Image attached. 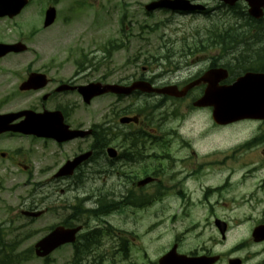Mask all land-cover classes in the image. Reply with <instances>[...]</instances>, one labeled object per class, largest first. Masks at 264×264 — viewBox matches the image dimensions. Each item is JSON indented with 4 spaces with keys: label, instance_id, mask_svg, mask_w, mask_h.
<instances>
[{
    "label": "rangeland",
    "instance_id": "1",
    "mask_svg": "<svg viewBox=\"0 0 264 264\" xmlns=\"http://www.w3.org/2000/svg\"><path fill=\"white\" fill-rule=\"evenodd\" d=\"M150 1L152 0H30L19 16L10 20L0 19V41L28 38L32 51L2 60L0 67L8 70L9 67L24 64L31 55L36 54L45 57L51 76L64 79L79 69V63H83L84 71L91 73L95 80L105 76V81L111 83L123 81L127 77L135 78L140 66H149L152 74H163L161 79L183 83L204 71L209 64L208 60L213 57L220 63L228 62L231 56L236 57V65H242L241 72L247 67H261L258 66L260 62L264 67V29H245L243 23L238 24L243 21L229 17L230 13L225 7L215 9L207 16L163 10L147 14L144 5ZM198 1L211 8L219 5L216 0ZM49 7L56 9V19L52 25L43 27V15ZM33 26L40 30H34V35L29 36ZM230 28L232 29L228 30ZM224 29L234 35L237 41L233 43L222 32V35L212 34ZM218 39H225V43L220 45L217 43ZM211 40L214 42L206 47ZM233 45H237L233 52L225 54ZM167 54L171 56V63L165 60L156 62L161 55ZM8 80L6 75L0 76V103L15 93L6 83ZM196 95L197 92L194 91L189 98ZM187 100L167 98L164 101L166 109L172 113L179 112V118L169 117L162 122L163 131L169 134L167 152L170 156L163 159L168 165L162 166V174L156 176H159L161 185L167 187L168 192L175 191L181 185L190 188V202L181 207L176 198H167L142 209L140 215L128 208L124 213L106 215L101 220L88 218L84 230L106 227L107 223L114 225L126 236V248L136 262L153 259L160 248L179 238L181 247L185 250L204 248L225 256L231 253L232 257L246 258L245 264H264V241L255 243L251 238L253 227L264 221V143L247 150L242 146L238 147L242 142L250 141L254 134L263 132L264 126L259 127L257 122H250L230 126L222 132L211 127L208 116L210 113L187 111ZM133 101L141 102L142 99H132ZM113 102L112 97H105L91 103L89 108L93 111L96 125L103 123L104 105H111ZM125 102L124 99L121 100L116 107L121 109ZM23 104L24 100L14 97L5 108H18ZM77 116L84 118L86 114L80 112ZM173 130L176 131L175 134ZM114 141L113 145L119 144L117 139ZM38 145V142L20 138H0V151L12 152L17 149L26 153L0 157L1 238L4 242H16L14 253L29 252L31 249L30 257L17 264H69L72 257L70 246L65 245L41 259L34 255L33 245L49 228L71 213L72 206L79 202L78 194L84 196L92 193L94 197L85 205L91 207L100 192H119L118 184L121 180L118 181L110 172L100 173L107 165L97 166L93 162L84 168V174H81L84 178L82 181L81 176L78 188H72L71 185L66 187L65 182H59L54 188L50 185L53 182L52 175L66 158L73 155L70 154L72 150L67 147L62 152L57 150L54 154H41ZM155 150L159 151L160 148ZM151 151L152 149L148 150ZM211 151L219 155L223 164L212 175L204 177L203 157ZM238 157L240 160L248 157L256 165H241ZM198 160L202 162L200 165H197ZM16 161L27 164L28 169L18 167ZM159 161L162 158L154 159L155 163ZM206 161L209 162L210 158L207 157ZM143 167L146 166L137 163L127 168L126 182L120 188L122 192L135 190L132 182L144 175ZM254 168L257 169L251 172ZM230 169L237 172L232 173L223 192V197L229 204L216 209L221 217L231 221L226 237L221 239L213 227V219L208 210L195 197L199 196L200 184L206 181L222 183ZM97 170L99 172H94ZM158 185L155 183L153 189L147 190L153 192ZM59 188H65V192L61 193ZM95 189L97 190L94 191ZM31 202L38 205L32 207ZM31 208L46 210L39 218L30 220L21 214V210ZM172 213L176 214L173 218ZM27 231L30 232L29 235L23 237ZM110 238V235L104 238V245L90 258L89 263L110 262L106 255L110 254L106 252L112 247ZM234 245L238 247L231 252ZM138 248H145L146 255L139 253ZM112 256L115 261L124 262L120 260V254ZM220 264L227 263L224 261Z\"/></svg>",
    "mask_w": 264,
    "mask_h": 264
},
{
    "label": "flooded vegetation",
    "instance_id": "2",
    "mask_svg": "<svg viewBox=\"0 0 264 264\" xmlns=\"http://www.w3.org/2000/svg\"><path fill=\"white\" fill-rule=\"evenodd\" d=\"M34 30L37 32L40 30L39 27L33 26L32 30L29 33V36L34 35ZM22 41L28 45L27 51H31V45L28 43L29 39L19 37V40L11 41ZM1 42V41H0ZM7 42V41H5ZM20 56L19 54L9 53L7 55L1 56L0 61L5 60L7 58H15ZM230 63H220L215 57L208 60V66L206 69L209 68H225L230 75V67H236V57L231 56L229 59ZM213 62H216L213 64ZM31 74H45L47 77V81L42 83L44 79L42 78L37 83L39 84L37 88L24 90L21 89L23 83L28 79ZM6 75L9 79L6 83L8 86L11 87L12 91L15 92L12 96L7 97L2 103H0V114L6 113H20V112H27V116H37L46 111H59L63 118L64 123L69 126L71 129H81L84 131H88V133L83 137H77L72 140H68L66 142H57L54 139L44 138V137H37L30 134H22L17 132H5L0 134V137L6 136L7 138H20L25 139L27 141L38 142L40 147L41 154H54L57 150L62 152L65 148L70 147L71 153L73 154L70 158L76 156L77 154H91L86 160L82 161L72 172L70 176L55 178L52 177V183L50 184L52 187H57L59 182H65L64 186L68 187L69 185L72 188H78L81 183L79 182L82 176V181L84 176V168L86 166L91 165V163L95 162L97 166L106 164L107 166L103 167L102 173H109L110 170H114L118 175H120V180L118 187L121 188V185L126 182L127 177V168L136 165L137 163L140 164L141 154L136 151L132 150L135 145V141L140 138L142 134L145 135H153L157 133V127H153L151 120L153 119L152 113L149 115V111L158 110L157 107L155 108H148L145 106L140 109V111H132L130 116H138V122H129L127 124H119L118 117L116 116L115 112L112 111L114 108L110 104H105L103 107V123L102 127L104 130L103 139L99 135V128L96 126L93 117V111L91 110L90 105L96 98H91L88 101H85L78 91V87L81 85H87L89 83H93L95 81L93 75L91 73H87L84 69L75 70L73 71L68 77L62 79L56 76H51L48 71V67L45 61V57L42 55L33 54L30 56L24 64H19L17 66L9 67L8 70H4V68L0 67V76ZM41 77V76H40ZM198 77V75L189 78V80L180 83L178 81H173L171 79L164 80L159 77H153L154 83L158 85H170L174 84L177 85L179 88L182 87L184 84L189 82L190 80ZM102 82V81H101ZM61 85H67L69 88L58 90V87ZM204 83H200L193 88H191L188 93L186 94L185 99H188V102L191 100L189 98L190 94L194 91L200 94L204 90ZM73 87V88H70ZM110 95H105L99 98H105ZM14 97H18L20 100H24V104L18 108H5L6 104ZM165 107V106H163ZM198 110V109H197ZM83 112L86 114V117L79 118L77 115ZM167 113V112H165ZM26 115H20L16 119H14L13 124H18L24 121ZM151 117V118H150ZM112 123L113 130L110 126ZM153 133V134H152ZM118 135V145H110L114 144V138L112 139L111 135ZM109 146H113L117 149L118 155L115 158H109L106 153V148ZM30 150H34L32 148H28ZM0 154H26L21 152L20 150L14 149L12 152L8 151H0ZM98 156V158H97ZM230 157V156H227ZM97 158V159H96ZM69 158H66L67 160ZM96 159V160H95ZM207 158H203V171L206 174L212 175L215 171L219 169V167L223 164L219 159V155L216 157L215 155L210 156V161H206ZM64 160V161H65ZM238 160L240 158L238 157ZM16 164L23 168L24 170L28 169L27 164H21L19 161H16ZM241 165H248V164H255L253 160H249L248 157H243L240 160ZM23 165V166H22ZM60 166V165H59ZM58 166V167H59ZM151 176L154 178L150 184L151 185L155 182L156 177L154 176V165L151 164ZM224 169V168H222ZM237 170L238 168L235 167ZM246 169V168H244ZM83 170V171H82ZM133 171V168H130ZM82 171V172H81ZM233 169H230L227 172L228 180L231 177L232 173H236ZM73 179V180H72ZM137 180L132 182L133 186H136ZM72 182H74L72 184ZM61 190V191H60ZM59 191L63 193L65 188H59ZM78 198L82 199V204L89 203L88 196H80L77 195ZM221 197L219 199V204L227 205L228 202L220 203ZM149 264H159L158 262H153Z\"/></svg>",
    "mask_w": 264,
    "mask_h": 264
},
{
    "label": "water",
    "instance_id": "3",
    "mask_svg": "<svg viewBox=\"0 0 264 264\" xmlns=\"http://www.w3.org/2000/svg\"><path fill=\"white\" fill-rule=\"evenodd\" d=\"M27 0H0V14L8 13L7 7H2L3 2L11 3V8L15 9L16 12L22 7ZM225 3L233 4L236 0H223ZM249 5L248 12L255 16L260 17L261 7L264 6V0H246ZM158 7H169L174 10H189L199 8L193 6L188 0H158L152 2L147 6L148 9H154ZM55 17V11L50 8L47 11L46 19L44 24L49 25L52 23ZM23 47L18 45H3L0 44V55L7 53L10 50L19 51ZM218 74L215 70L206 72L201 80L203 79L208 83L204 94L195 105L206 106L211 105L213 107L212 116L213 119L220 124L229 123L232 121L242 119H257L264 121V74L259 73H246L244 76L239 77L234 83L226 86H217L216 81L218 80ZM138 88L143 91H150L147 85L144 83H134L130 87H124L119 85H104L95 83L83 88V94L91 97L103 93L105 91H114L118 93H128L129 91ZM156 92H164L173 94L176 96H182L185 93L183 91H177L175 87L167 89H156ZM124 121V120H122ZM5 123V117H0V126ZM37 124L29 125V127L43 126V131L47 130L48 135H57L58 122L54 117V113L47 114L46 117H41L37 120ZM23 131H26L23 128ZM83 157H80L81 160ZM222 230V229H221ZM74 229H64L63 227H56L51 233L39 240L35 244V253L38 256H46L55 247L65 242L72 241L74 239ZM255 240L264 239V225L257 227L253 233ZM184 260V259H183ZM188 264H194L196 260H186ZM201 259V264H209Z\"/></svg>",
    "mask_w": 264,
    "mask_h": 264
},
{
    "label": "trees",
    "instance_id": "4",
    "mask_svg": "<svg viewBox=\"0 0 264 264\" xmlns=\"http://www.w3.org/2000/svg\"><path fill=\"white\" fill-rule=\"evenodd\" d=\"M239 16L240 17H243V18H247V16L245 15V13L241 10L240 12H239ZM228 30H231V29H228ZM224 32H226V31H224ZM246 33V32H245ZM233 34V33H232ZM222 38H224L223 36H221ZM228 37L229 38H231V41H233V43H234V41H237V38H235V36L234 35H231V34H229L228 35ZM228 37L226 38V39H228ZM245 38H246V34H245ZM225 39H222V41H224ZM225 43V41L223 42V44ZM13 247H10L9 249H12ZM0 252L1 253H4V254H9V250H7L6 248H5V246L4 245H2L1 246V248H0ZM29 256V255H28ZM27 256V257H28Z\"/></svg>",
    "mask_w": 264,
    "mask_h": 264
}]
</instances>
